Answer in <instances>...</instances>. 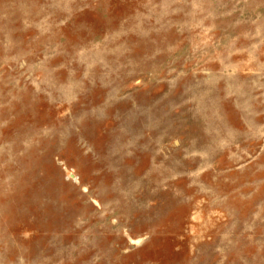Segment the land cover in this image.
I'll list each match as a JSON object with an SVG mask.
<instances>
[{
  "label": "rangeland",
  "instance_id": "rangeland-1",
  "mask_svg": "<svg viewBox=\"0 0 264 264\" xmlns=\"http://www.w3.org/2000/svg\"><path fill=\"white\" fill-rule=\"evenodd\" d=\"M0 264H264V0H0Z\"/></svg>",
  "mask_w": 264,
  "mask_h": 264
}]
</instances>
